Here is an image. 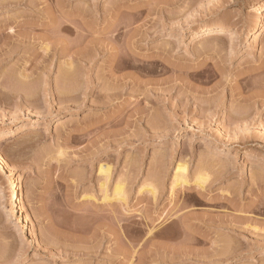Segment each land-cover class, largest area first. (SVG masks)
I'll use <instances>...</instances> for the list:
<instances>
[{"label": "rangeland", "instance_id": "374dc122", "mask_svg": "<svg viewBox=\"0 0 264 264\" xmlns=\"http://www.w3.org/2000/svg\"><path fill=\"white\" fill-rule=\"evenodd\" d=\"M0 153V264H264V0H0Z\"/></svg>", "mask_w": 264, "mask_h": 264}, {"label": "bare ground", "instance_id": "6f19581e", "mask_svg": "<svg viewBox=\"0 0 264 264\" xmlns=\"http://www.w3.org/2000/svg\"><path fill=\"white\" fill-rule=\"evenodd\" d=\"M62 27V29H68V30H71V27H69L68 25H64V26H61ZM4 29V28H3ZM9 29V28H8ZM10 30L11 31H14V29H13V27H10ZM214 30H216V31H213V29H212V32H221L223 29H222V27H215L214 28ZM207 31H211V29L210 28H207V29H205V31H202V33L204 34V32H207ZM201 32V31H200ZM196 37L198 36L197 34L195 35ZM68 47V46H67ZM156 57V56H155ZM158 57H160V56H158ZM82 58V57H81ZM127 63V62H126ZM125 63V64H126ZM129 63V62H128ZM67 69H68V71L70 72L71 71V69H72V61L70 62H68V64H67ZM25 77V75L24 76H22V78H23V80L24 79H27V76H26V78H24ZM22 78H21V80H22ZM22 80V81H23ZM0 162H1V164L3 165V166H5V167H7V172H8V176H13V170H12V168H11V166H10V164H9V162H8V160L0 153ZM100 174L102 175V176H104V178L108 181V179L110 178V175H111V168L109 167V166H107V165H100ZM184 170H186V166H185V164H183V163H179L177 166H176V168H175V172H176V174H175V184L176 185H178V183H179V185H182V184H184L185 182L187 183V181H185L181 176H180V174L179 173H181L182 171H184ZM184 174V173H183ZM12 182H13V184H14V186L10 189V195L12 196V197H14L16 194H18L19 192H20V190H21V188L20 187H18L17 186V184H16V180L15 179H12ZM107 182H105L104 184H102V187H105V184H106ZM107 185V184H106ZM175 185V186H176ZM153 189V188H152ZM3 191V187L2 186H0V193ZM155 190H153V192H154ZM107 194V193H106ZM113 196L116 198V197H121V198H123L124 200H125V197L123 196L124 195V188H123V186L121 185V183H116V186H115V189H114V191H113ZM104 199L105 200H107V199H109V197L107 196V195H105L104 196ZM117 199V198H116Z\"/></svg>", "mask_w": 264, "mask_h": 264}]
</instances>
